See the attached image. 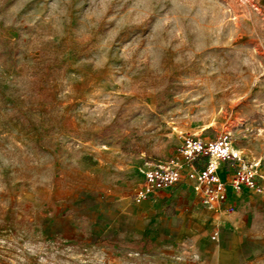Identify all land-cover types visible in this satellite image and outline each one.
Masks as SVG:
<instances>
[{
    "label": "rangeland",
    "instance_id": "rangeland-1",
    "mask_svg": "<svg viewBox=\"0 0 264 264\" xmlns=\"http://www.w3.org/2000/svg\"><path fill=\"white\" fill-rule=\"evenodd\" d=\"M222 133L264 177L259 0H0V264H179L144 171Z\"/></svg>",
    "mask_w": 264,
    "mask_h": 264
},
{
    "label": "crops",
    "instance_id": "crops-1",
    "mask_svg": "<svg viewBox=\"0 0 264 264\" xmlns=\"http://www.w3.org/2000/svg\"><path fill=\"white\" fill-rule=\"evenodd\" d=\"M264 7V0H259ZM204 158L195 161L203 166ZM185 170L176 183L154 184L145 198H139L131 215L136 230L144 232L149 222L160 221V230L174 233V245L181 250L179 264H260L262 241L254 239L255 222L251 190L230 192L226 201L204 206L192 191L193 179ZM227 168L220 175L227 177ZM138 222V223H137ZM216 232V238L210 235ZM188 259V261H185Z\"/></svg>",
    "mask_w": 264,
    "mask_h": 264
},
{
    "label": "built area",
    "instance_id": "built-area-1",
    "mask_svg": "<svg viewBox=\"0 0 264 264\" xmlns=\"http://www.w3.org/2000/svg\"><path fill=\"white\" fill-rule=\"evenodd\" d=\"M199 158H204L205 162L203 166L196 167L194 163ZM187 164L191 168L186 175L194 181L192 191L204 206L226 201L230 192L257 189L264 178L260 161L246 159L235 150L228 133L212 139L184 135L175 155L155 160L146 168L138 199L145 198L154 184L178 182ZM226 164L228 175L224 178L220 169ZM216 235L214 231L211 239H215Z\"/></svg>",
    "mask_w": 264,
    "mask_h": 264
}]
</instances>
